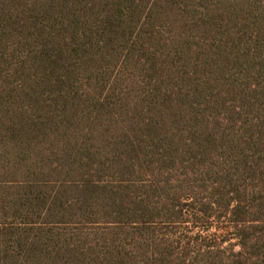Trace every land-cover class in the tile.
<instances>
[{"label":"trees","instance_id":"16d2710c","mask_svg":"<svg viewBox=\"0 0 264 264\" xmlns=\"http://www.w3.org/2000/svg\"><path fill=\"white\" fill-rule=\"evenodd\" d=\"M0 264H264V0H0Z\"/></svg>","mask_w":264,"mask_h":264}]
</instances>
